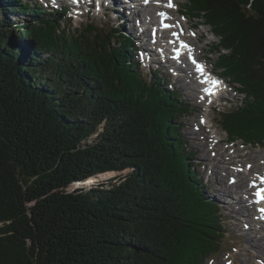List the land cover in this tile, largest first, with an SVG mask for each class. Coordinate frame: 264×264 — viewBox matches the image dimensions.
Wrapping results in <instances>:
<instances>
[{"label":"trees","instance_id":"obj_1","mask_svg":"<svg viewBox=\"0 0 264 264\" xmlns=\"http://www.w3.org/2000/svg\"><path fill=\"white\" fill-rule=\"evenodd\" d=\"M184 1L243 95L222 132L264 147V0ZM68 22L0 0V264H203L227 232L176 128L190 107L133 37Z\"/></svg>","mask_w":264,"mask_h":264},{"label":"rangeland","instance_id":"obj_2","mask_svg":"<svg viewBox=\"0 0 264 264\" xmlns=\"http://www.w3.org/2000/svg\"><path fill=\"white\" fill-rule=\"evenodd\" d=\"M22 1L32 2V3L37 2L46 9L47 13H51L53 9H57L60 6L63 7L66 6L67 8H71L70 6L71 4H73L71 2H67L66 0L63 3H56V0H22ZM142 1L143 0H141V2ZM162 1L167 2V0H162ZM118 2L119 3L121 2V7L125 9H122L120 11L119 6L113 7L112 9H114L113 13L115 15L110 12L112 9H110V11L107 10L106 5L100 7L99 4H96L92 1H88L87 5H85L86 3H84L78 8L71 9L70 13L68 14V18H70L68 22L69 28L72 31H76L78 34H83L88 32L90 30L89 25H93L97 27L104 34L110 31L111 29H117L122 33L125 32H127V34L129 33L128 35L134 38L133 44L137 48H139L138 54H132L134 55V57L132 58L135 61H139L140 59L142 72L147 73V72H153L155 69L159 70L161 77L166 82V85L169 88L172 87L176 89L179 92V94L182 96L184 103L190 107L189 109L190 112L188 116L183 118L181 117L178 123H176V128L179 129V134L183 139V141L186 143V147L188 148V151L191 154L189 163L194 166L197 175H199L201 179V183L205 184L206 187L208 188L207 192L205 191L206 198H208V200L212 201L214 204L218 205L221 216H223L225 222V228L227 232V234L221 240L222 242L221 248H218L219 250L217 249L218 254L212 252V254L207 256L208 258L204 260L203 264H246V262L243 260L246 257L252 261L249 262L248 264H263L264 251H262V247H261L262 243L258 242L257 239L254 238L256 239V240L253 239L255 243L257 244L259 243L260 245L258 246L260 247L258 246L249 247L248 245L250 244L248 242V238L246 235L252 234V237H255L256 233H259L260 226L263 227L264 224L263 225L260 224L259 227H256L255 221L254 223L249 222L247 215L251 211V209L244 207V205L247 204L245 202L246 196L243 194V192L240 191L234 193L235 191H233L230 187H227V186H232L231 185L232 179L227 180V177L225 176L223 177V174H219L213 171L214 165L219 164L218 163L219 156L216 150L227 149L228 152H226V154L234 155L235 163H232L230 166L227 165L226 167L232 173H236L237 170H240L242 173H245L247 175L249 196L252 197L251 184H253L254 180L260 178L258 176L262 174L264 170V147L243 146L239 142H236L234 144H229V142L225 143V141L229 139H227L224 131L222 132V128L219 124L221 113L239 105L243 96L240 94H236L234 92L235 89L233 90V88L237 87L236 85H233L227 79H224L225 86L221 92H223L222 96L225 97V99L216 101L213 107L211 108L209 107L208 103H206L201 99L202 98L201 95L204 91V88L202 87L199 88L198 86L199 94L197 96L196 95L194 96L193 92L189 90L188 88L189 86H187L185 90L182 89L180 84L178 83V80H182V79L186 83H189L191 78L190 72L192 70V67H190L191 68L190 71L187 72L188 74L174 71V69L166 65L165 61H170L168 60L169 56L167 55V57H163L162 54L158 52H156V55L154 54V52H151V55L146 56V60H141V54H146V50H147V49H142L143 50L142 51L141 46H143L144 48V43H146L147 47L149 48L153 47L149 39H147L149 38V36H147L146 38L148 40L147 42L145 41V38L138 39V31L140 29L137 25L139 24L140 20L141 23H143L145 19L142 16H139V20H136L135 17H133L132 13L128 10V8L124 7L127 4H124L122 0H119ZM119 3L118 5H120ZM175 3L177 5V9L179 10H182L183 4H186L184 0H175ZM157 4H159L158 1L153 2V5L157 7L155 8L156 17H154V22H156V24L159 23V16H160L159 8ZM120 13L122 17H125L127 19L126 22L127 24L125 26L122 25L123 22L118 20L116 21V18L118 17L116 16V14L120 16ZM139 13L142 14L141 12ZM4 17L6 18L8 17V15L4 14ZM21 18L24 19L23 23H26V17H21ZM12 20L14 21V23L17 22V19L12 18ZM121 20L123 21V19ZM177 20L182 21L186 25V21L183 17L177 16ZM18 22L21 21L19 20ZM201 23H202L201 20H195L193 22L192 19L188 17V24H187L188 27H193L194 24H198L199 27L197 26V30H192V31L189 30L187 35L194 46L195 55L197 56L198 60L205 62L209 70L212 71L214 74L218 75L221 73L219 70L216 69V64L220 63L219 58L215 53H211L212 46L218 43V38L212 34V31L210 30L209 27L203 26V24ZM20 25H22V22L20 23ZM185 25H183V31L184 29H186ZM13 28L15 31L14 35L17 37L18 32L15 29V26H13ZM143 29L144 30L147 29V34H149V31L152 28L149 25V26H144ZM168 37H173L172 32L168 33ZM17 39L19 38L17 37ZM226 52L227 51H225V53ZM152 60L154 61V63H151ZM184 60L187 64V59L184 58ZM161 62H163V64ZM186 64L180 66L183 67ZM197 81H199V79ZM197 122L198 123L200 122V124L204 129L203 132L204 134L202 135H205L208 138L206 142H203L202 140H204V137L198 134L200 132L198 131L199 128L197 127L198 125ZM219 140H221L222 143L217 144ZM258 159H259V163L261 164L260 170L258 171L255 170V173L256 172L257 173L256 174L252 173L253 175L251 174L249 177L248 171L250 170L248 169H251V167L254 166L253 164ZM255 164H257V162ZM238 165H240L241 168H238L237 167ZM210 169L212 173H215V177L213 175V177L210 178L211 175ZM112 177L114 176L111 175L110 177L101 181H96L94 184L91 185H95L97 183L107 181ZM76 185L77 184L72 185L71 187L68 188V190L70 191L75 190ZM91 185L88 186L79 185L77 188L87 189ZM238 197L239 198L241 197L243 201L239 200ZM240 212L241 214H239ZM251 213L253 214L252 215L253 219L257 220L259 218L255 209L254 212L252 211ZM251 245H254V243L251 242ZM260 253L261 256L258 257Z\"/></svg>","mask_w":264,"mask_h":264},{"label":"bare ground","instance_id":"obj_3","mask_svg":"<svg viewBox=\"0 0 264 264\" xmlns=\"http://www.w3.org/2000/svg\"><path fill=\"white\" fill-rule=\"evenodd\" d=\"M118 1L117 0H110V2H108L107 0H105L104 3L106 5V7H107V10L110 11V9H112L113 7H116V6H119L120 11L122 9H125V8L121 7V2L119 3ZM127 1L130 2V4H128V5H130V7L128 8V10L132 13L133 17H135L136 20H139V16H142L145 19L143 23H141V20H140L139 21V24L137 25L139 27V29H140L138 31V39H144L145 38V41L146 42L148 41L147 39H149V41L151 42V44L154 45V49L153 48H151V49H153L154 52H159L160 54L163 53V55L165 53H167L166 48H163L161 46L164 43H166V45H170V46H167V47L171 48V51H175L177 49H180L181 50V46L179 45V43H176L175 41L172 40L174 36L173 37H168V33L176 32L175 30L171 29L168 26L169 23H170V21L169 20H166L164 22V24L167 26V29L166 30H162L161 29L162 26H163L162 17L160 18L159 23L156 24V22H154V17H156L155 16V14H156V9L155 8H157V7H155V5H153V1H149V4H145V5L138 3V0H127ZM118 3L120 5H118ZM110 12L113 13L114 12V9H112ZM139 12H141L142 14H140ZM116 16H118L117 17L118 19L116 18ZM116 16H115L116 21L118 20V21L123 22L122 25H124V26L127 24L126 23L127 22V19L125 17H122L121 13H120V16L118 14H116ZM121 19H123V21ZM124 21H125V23H124ZM129 22H130V20H129ZM134 22H135V20H134ZM149 25L151 26L152 29H150L149 34H147V29L144 30L143 27L144 26H149ZM136 31H137V29H136ZM154 31H156V35L153 36L152 35V32H154ZM125 33H127V32H125ZM147 36H149V38H147ZM177 38H180V36H177ZM173 46H175V47H173ZM144 49H147V50H146V54H142V59L143 60H146V56L147 55H151V52H153V51H151V50L149 51L150 48L147 47L146 43L144 44ZM167 54H170V53H167ZM171 55L172 54H170V56ZM172 59H175V60L178 59V61L181 63V65L186 64V62H185V60L183 58H180V57L175 56V58L172 57ZM165 62H166V65H168L169 67H171L172 69H174V71H177L179 73L180 72L181 73H187L191 69L190 67H182V66L177 67L175 65V63H173L172 61H165ZM151 63H154V61L152 60ZM186 65H188V63ZM155 71H157V72L160 73L159 70H156L155 69ZM190 73H191V78H190L189 83H186L183 79H182L183 81L182 80H178V83L180 84L181 88L182 89H185V90H186V87L189 86L188 87L189 90L191 92H193L194 96L195 95L197 96L199 94L198 86H199V88L200 87H203L202 85H204V83L206 82V79L207 78H206V75H197L194 72L193 69L191 70ZM198 79H199V81H197ZM173 90H174V88H173ZM201 97L203 98L202 95H201ZM197 127L199 128L198 131L200 132L198 134L199 135L204 134L203 133L204 132V129H203L202 125L200 124V122L198 123ZM198 131H196V132H198ZM202 136L204 137V140H202V141L203 142H206L208 140V138L205 135H202ZM220 143H221V141H218L217 142V144H220ZM198 146H199V144H198ZM198 146H196V147H198ZM216 151H217V154L219 156V160H218L219 161L218 162L219 164H215L214 165L213 171H215V172H217L219 174H223V177L224 176L227 177V180H231V179L234 180V181L237 180L236 183H233L232 184V186H227V187H230L233 191H235L234 193L240 191V192H243V194L246 196L245 202L247 204L244 205V207H247V208L251 209V211L249 213L247 212L248 213L247 218H248L249 222H253L254 223V221H255L256 222V224H255L256 227H259L260 223H263L264 224V211H261V209H262L261 206H256L259 209V219L260 220H255L252 217L253 214L251 212L252 211L254 212L253 206L255 204H254V196L253 195H252V197L249 196V188H248V184H247V175L245 173H242L240 170H237L236 173H232L226 167L227 165L230 166L232 163H235L234 162V155H232V154H226V152H228L227 149H217ZM256 162H257V164H255ZM256 162L253 164L254 166L251 167V169H248V170H250V171H248L249 172V175H248L249 177H250V175L252 173L253 174L255 173V170L256 171L260 170L261 164L259 163V159L256 160ZM237 167L238 168H241L240 165H238ZM211 169H210V174H211L210 175V178L213 177V175L215 177V173H212ZM261 177L262 176H260V178L258 179V181H261ZM253 183H254L253 185H256L257 184V180H254ZM251 192H252V189H251ZM238 199L243 201V199L241 197L240 198L238 197ZM239 214H241V212ZM246 236H247L248 242L250 244V245H248L249 247L250 246H256L257 247L258 245H260L259 243L258 244L255 243L254 240L257 239L258 242L262 243L261 247H262V251H264V226L263 227L260 226L259 233H256V236L255 237H252V234L246 235ZM254 238H256V239H254ZM251 242H253L254 245H251ZM258 247H260V246H258ZM260 256H261V253H260V255H258V257H260ZM243 260L246 262V264H248L249 262H252L247 257L244 258Z\"/></svg>","mask_w":264,"mask_h":264},{"label":"snow or ice","instance_id":"obj_4","mask_svg":"<svg viewBox=\"0 0 264 264\" xmlns=\"http://www.w3.org/2000/svg\"><path fill=\"white\" fill-rule=\"evenodd\" d=\"M74 2H76V0H74ZM145 2H147V0H145ZM168 6L171 7L172 5L169 4ZM212 83L215 85V84H217L218 82H217V81H213ZM253 186H254V185H253ZM256 195H257V197H259V199H260L261 201H264V189H262L261 191L257 192ZM261 211H264V209H261Z\"/></svg>","mask_w":264,"mask_h":264}]
</instances>
